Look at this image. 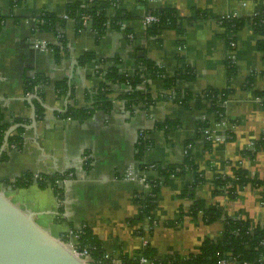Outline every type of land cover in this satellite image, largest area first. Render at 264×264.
Wrapping results in <instances>:
<instances>
[{
	"label": "crops",
	"instance_id": "crops-1",
	"mask_svg": "<svg viewBox=\"0 0 264 264\" xmlns=\"http://www.w3.org/2000/svg\"><path fill=\"white\" fill-rule=\"evenodd\" d=\"M87 1L109 0H0L5 21L0 25V110L4 124L10 126L0 156L7 152V135L24 128L22 149L7 152L9 159L0 161V183H15L27 174H73L65 184H58L62 204L53 189H42L34 181L26 189L10 188L12 205L63 244L65 234L87 227L113 264H122L123 257L132 258L148 246L164 259L198 254L206 242L219 241L223 220L207 224L201 215L193 217L194 202L252 229L263 228L264 184L238 187L231 198L214 181L219 176L234 177L243 169L251 180L264 182V53L258 49L263 39L246 23L229 49L225 30L217 22L233 14L250 18L264 8V0H116L130 19L120 29L109 27L100 40L92 27L79 31L75 20L65 19L70 5ZM161 9L176 11L179 31L145 29L146 14ZM45 14L58 20L56 32L37 30ZM87 55L93 58L81 64ZM140 57L171 75L191 69L195 79L180 82L182 90L193 94L209 88L229 91L222 121L217 123L207 108L189 110L163 99L133 113L123 102H116L109 113L96 110L83 120L63 118L69 108L91 107L86 95L103 82L97 70L118 61L121 74L133 75L140 68ZM228 59L234 73L228 71ZM35 78L43 81L29 92L27 83ZM64 82L69 92L61 95L56 85ZM148 87L153 98L174 94L156 79H148ZM112 89L114 99L128 90ZM37 102L44 110L40 119ZM167 120L174 124L169 131L156 129L157 123ZM206 120L211 124L208 135L197 136V123ZM141 132H151L153 147L139 159ZM188 142L204 183L192 198L184 191L193 183V173L169 180L157 195L154 221L140 219L136 199L160 179L153 166L166 169L183 164ZM250 147L253 152H248Z\"/></svg>",
	"mask_w": 264,
	"mask_h": 264
},
{
	"label": "trees",
	"instance_id": "trees-1",
	"mask_svg": "<svg viewBox=\"0 0 264 264\" xmlns=\"http://www.w3.org/2000/svg\"><path fill=\"white\" fill-rule=\"evenodd\" d=\"M118 1H87L85 3H77L70 5L67 8L66 15L75 20L78 24L79 31L83 30L82 16L88 15L92 19V28L96 33L97 38L100 40L109 27L114 26L120 29L130 16L119 9L115 5ZM113 10L114 13L109 14ZM159 18V23L148 28L151 33H157L166 29L180 30V19L173 9H161L158 11L150 12ZM43 25L37 24V30H50L56 32V17L53 15L45 14L40 18ZM218 24L224 28L225 36L228 40L229 49L232 44L236 42L237 33L242 30L246 23L253 26L254 32L257 36L262 38L258 43V49L264 53V8L256 10V15L250 18H232L224 17L217 20ZM61 38V36H60ZM59 38V39H60ZM235 44V43H234ZM92 55H87L81 59V64L92 59ZM139 70L133 75H123L118 69V61H115L107 69L97 70V76L103 79L99 89L94 92H89L86 95L87 101L91 107L86 109L69 108L63 114V118L83 120L88 118L94 111L102 110L109 113L116 102H123L126 110L133 113L136 108H150L153 106L157 99L173 100L177 104L189 110L202 111L207 108V112L215 118L217 123L222 121L225 114L223 104L230 96L229 91H219L217 89L209 88L201 94H193L189 90H182L179 88L180 82H192L195 79V73L191 69L179 71L173 75L168 74L164 69L160 68L153 61L140 57L138 60ZM227 68L229 73H234L235 66L231 59L227 60ZM148 79H156L162 81L165 90L174 91L171 95H162L159 98H153L149 93ZM43 79L35 78L28 81V90L31 92ZM113 86L126 87L118 96L117 99L111 97L113 93ZM57 90L61 95L68 94L69 86L66 82L56 85ZM37 119L43 116V107L41 103H35ZM15 125H20L15 123ZM173 122L167 120L163 123H157V130L169 131ZM211 126L209 121H199L196 127L197 136H200ZM10 128L9 125L4 124V113L0 110V151L4 145L5 132ZM24 128L19 127L17 134L12 135L6 141L10 146L16 145L17 150L22 149L24 144L23 139ZM139 137L137 144L138 158H143L145 153L153 147V140L148 137L151 132H143ZM145 135V136H144ZM192 146L188 142L187 147ZM9 159L7 152H2L0 161L5 162ZM158 171L160 179L151 184V191L144 195H140L136 199L137 204L140 205V219H150L154 221L153 210L156 207L157 195L163 184L169 180L180 177L190 171L193 173V183L189 185L184 193L194 198L196 189L204 183L202 174L199 173L195 165L191 151L185 157L183 164L174 165L166 169L160 166H153ZM71 173V172H69ZM34 177L30 174L24 175L19 178L15 183H5L6 188H24L29 187L34 182ZM66 179V173L59 175H42V180L37 181L42 189L51 188L58 197L59 203L64 202V195L62 189H59V182ZM261 186L264 184L262 181L251 180L247 171L243 169L237 170L234 177L219 176L215 179L214 184L220 190H228L231 198L236 197L238 187L246 186L248 184ZM62 207L60 211L62 212ZM191 215L198 218L200 215L205 223L211 224L219 220H223L224 229L221 239L219 241L206 242L198 254H193L187 257H166L160 259L157 253L150 247H146L143 251L136 254L134 257L127 256L122 258V264H141L140 258L147 259L152 264H221V261L228 263L233 261L240 264H264V227L252 229V227L240 220H233L224 216L219 210H206L201 202H194L191 207ZM70 240L69 234L63 236V242L68 243ZM81 248L89 247L91 257L96 264H113L112 259H106V253L103 251L101 243L96 240L92 232L86 227L79 240Z\"/></svg>",
	"mask_w": 264,
	"mask_h": 264
},
{
	"label": "water",
	"instance_id": "water-1",
	"mask_svg": "<svg viewBox=\"0 0 264 264\" xmlns=\"http://www.w3.org/2000/svg\"><path fill=\"white\" fill-rule=\"evenodd\" d=\"M0 264L84 263L75 258L67 246L42 231L31 217L6 201L0 193Z\"/></svg>",
	"mask_w": 264,
	"mask_h": 264
},
{
	"label": "built area",
	"instance_id": "built-area-1",
	"mask_svg": "<svg viewBox=\"0 0 264 264\" xmlns=\"http://www.w3.org/2000/svg\"><path fill=\"white\" fill-rule=\"evenodd\" d=\"M242 4H243V6L247 5L246 2H243ZM115 6L118 7L119 5L116 4ZM255 15H256V12L253 13V16H255ZM229 17L238 18V15L237 14H233V16H229ZM65 19H69V17L67 15H65ZM4 22L5 21L3 19V16L0 13V25H3ZM38 23L43 25L44 22L43 21H39ZM158 23H159V18L156 15L152 14V13L146 14V16L143 19V25H144L145 29H148L149 27H151L153 25H156ZM82 27H83V29H88V28L92 27V19H91L90 16H88V15L82 16ZM232 46H234V43L232 44ZM29 97H30V95H29ZM224 104H226V102ZM142 133L143 132H141L140 136L143 135ZM208 133H209L208 130H205V134L208 135ZM10 136H11V134H10ZM206 139L210 140L211 138L208 136V137H206ZM7 148H8V152L11 151V150H17V146L16 145H12V146L9 147V145L7 144ZM190 149H191V146L188 147L187 153L189 152ZM253 151H254V148L250 147L248 149V152H253ZM83 162L84 163H88V158H84ZM33 177H34V179H33L34 181L42 180V175H40L38 173L35 174ZM72 177H73V174L72 173H68L66 175V179H64L63 181L60 182L61 185L65 184L66 180L67 179H71ZM85 228L86 227H83L77 232H73V231L69 232L68 234H69L70 240H69L68 243L65 242L64 245L69 248L70 252L72 253V255L75 258H77L78 260H80L84 264H96L94 262V260L92 259V257H91L90 248L89 247L81 248L80 245H79V240H80ZM106 259H112V257L106 255ZM262 260H264V259H262ZM140 262H141V264H152L147 259H145L143 257L140 258ZM221 264H228V262L227 261H221Z\"/></svg>",
	"mask_w": 264,
	"mask_h": 264
},
{
	"label": "rangeland",
	"instance_id": "rangeland-1",
	"mask_svg": "<svg viewBox=\"0 0 264 264\" xmlns=\"http://www.w3.org/2000/svg\"><path fill=\"white\" fill-rule=\"evenodd\" d=\"M7 152H8V148H7ZM19 189H26V187H24V188H19ZM9 192H10V188H6V187L4 186L3 183H0V193H1V196H2L6 201H8V202L11 203V201H10V199H9V197H8ZM11 204H12V203H11ZM16 208H17V207H16ZM57 240L59 241L60 239L57 238Z\"/></svg>",
	"mask_w": 264,
	"mask_h": 264
}]
</instances>
